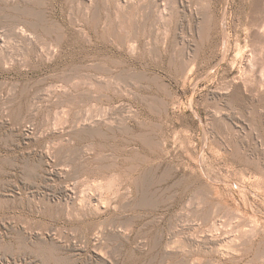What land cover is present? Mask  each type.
Instances as JSON below:
<instances>
[{
    "label": "rangeland",
    "instance_id": "374dc122",
    "mask_svg": "<svg viewBox=\"0 0 264 264\" xmlns=\"http://www.w3.org/2000/svg\"><path fill=\"white\" fill-rule=\"evenodd\" d=\"M256 1L0 0V264H264Z\"/></svg>",
    "mask_w": 264,
    "mask_h": 264
},
{
    "label": "bare ground",
    "instance_id": "6f19581e",
    "mask_svg": "<svg viewBox=\"0 0 264 264\" xmlns=\"http://www.w3.org/2000/svg\"><path fill=\"white\" fill-rule=\"evenodd\" d=\"M254 2H255V0H254ZM253 15H257L256 17H260L259 15H263L264 16V0H257L256 1V4H255V9L253 10V13H252ZM256 17H252V20H251V23L252 22H254V23H256L257 25V28H255V30H254V32H253V34H254V36H255V38L256 39H258V42H262V43H264V17H263V20H257L256 19ZM260 18H262V17H260ZM263 24V25H262ZM249 35V34H248ZM252 35V34H251ZM225 39V38H224ZM264 52V51H263ZM261 53V52H260ZM262 54V53H261ZM254 57V56H253ZM252 57V58H253ZM261 57V56H260ZM262 58V57H261ZM254 59V58H253ZM252 59V60H253ZM264 59V58H263ZM263 59H262V62H263ZM257 60V59H256ZM260 60V59H259ZM258 61V60H257ZM250 63V62H249ZM255 63V62H254ZM248 65H250V64H248ZM256 65V64H255ZM248 68V67H247ZM247 70V69H246ZM261 76V75H260ZM264 75H262V77H263ZM243 77V76H242ZM245 77H246V74H245ZM251 78H253V77H251ZM240 80H242V79H240ZM246 80V79H245ZM254 80V79H253ZM243 81V80H242ZM250 81V80H249ZM236 82V81H235ZM248 82V80L247 81H244L243 82V85H244V87H245V85H246V83ZM256 83V82H255ZM254 83V84H255ZM229 84V83H228ZM261 84V83H260ZM259 84V85H260ZM263 84V83H262ZM261 84V85H262ZM231 85V84H230ZM239 85V84H238ZM238 85H236V86H238ZM247 85L248 86H250L249 85V83H247ZM260 85V86H261ZM240 86H242V85H240ZM259 86V87H260ZM263 86V85H262ZM262 86L260 87V88H262ZM247 87V86H246ZM254 87V86H253ZM239 88V87H238ZM251 88H252V86H251ZM249 89V88H248ZM236 90V89H235ZM244 90V89H243ZM247 90V89H246ZM246 90H245V92H246ZM252 91V90H251ZM260 91H261V89H260ZM258 92V91H257ZM258 94V93H257ZM261 95V94H260ZM112 180H114V179H112ZM112 182V181H111ZM110 182V183H111ZM98 185V184H97ZM113 185V184H112ZM96 186V185H95ZM104 188V187H103ZM107 188V187H106ZM110 188H112V186L110 187ZM99 189V188H98ZM105 190V189H104ZM108 191V190H107ZM109 191H110V189H109ZM102 197V196H101ZM104 202V201H103Z\"/></svg>",
    "mask_w": 264,
    "mask_h": 264
}]
</instances>
